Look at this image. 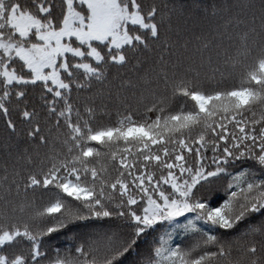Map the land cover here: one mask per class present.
I'll use <instances>...</instances> for the list:
<instances>
[{
	"label": "snow or ice",
	"instance_id": "obj_1",
	"mask_svg": "<svg viewBox=\"0 0 264 264\" xmlns=\"http://www.w3.org/2000/svg\"><path fill=\"white\" fill-rule=\"evenodd\" d=\"M0 264H264V0H0Z\"/></svg>",
	"mask_w": 264,
	"mask_h": 264
},
{
	"label": "trees",
	"instance_id": "obj_2",
	"mask_svg": "<svg viewBox=\"0 0 264 264\" xmlns=\"http://www.w3.org/2000/svg\"><path fill=\"white\" fill-rule=\"evenodd\" d=\"M186 2H188V3H192V2H194V0H186ZM165 230H170V229H161V234H162ZM176 239H179V237L177 236ZM61 241H62V243L65 244V246H67V245H66V242L63 241V238H61Z\"/></svg>",
	"mask_w": 264,
	"mask_h": 264
}]
</instances>
